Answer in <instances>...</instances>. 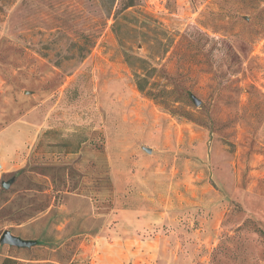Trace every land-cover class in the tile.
Returning a JSON list of instances; mask_svg holds the SVG:
<instances>
[{
	"label": "rangeland",
	"instance_id": "1",
	"mask_svg": "<svg viewBox=\"0 0 264 264\" xmlns=\"http://www.w3.org/2000/svg\"><path fill=\"white\" fill-rule=\"evenodd\" d=\"M119 3L0 0V260L264 264V0Z\"/></svg>",
	"mask_w": 264,
	"mask_h": 264
},
{
	"label": "water",
	"instance_id": "2",
	"mask_svg": "<svg viewBox=\"0 0 264 264\" xmlns=\"http://www.w3.org/2000/svg\"><path fill=\"white\" fill-rule=\"evenodd\" d=\"M193 102L195 104L199 103V100L193 97ZM9 185V182L2 183V186L6 188ZM33 240H25L18 236L13 235L9 230H4L0 235V244L1 245H10L15 247H29L34 244Z\"/></svg>",
	"mask_w": 264,
	"mask_h": 264
},
{
	"label": "trees",
	"instance_id": "3",
	"mask_svg": "<svg viewBox=\"0 0 264 264\" xmlns=\"http://www.w3.org/2000/svg\"><path fill=\"white\" fill-rule=\"evenodd\" d=\"M119 1H120L119 4L121 5V9H118V8L116 9L114 19L116 18L118 14H120L122 10L126 9L127 7H132L136 5L134 3V0H119ZM137 86L139 87V89L141 90L143 89V85L141 84L139 79H137ZM0 264H17V261L7 256L2 259Z\"/></svg>",
	"mask_w": 264,
	"mask_h": 264
},
{
	"label": "crops",
	"instance_id": "4",
	"mask_svg": "<svg viewBox=\"0 0 264 264\" xmlns=\"http://www.w3.org/2000/svg\"><path fill=\"white\" fill-rule=\"evenodd\" d=\"M3 257H7V256H3ZM2 259H3V258H2ZM2 259L0 260V263H1Z\"/></svg>",
	"mask_w": 264,
	"mask_h": 264
}]
</instances>
